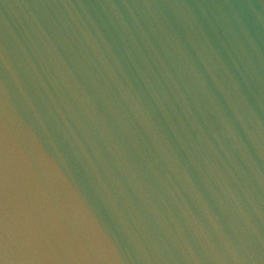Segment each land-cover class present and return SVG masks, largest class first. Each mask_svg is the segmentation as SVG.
<instances>
[{"label":"clouds","instance_id":"obj_1","mask_svg":"<svg viewBox=\"0 0 264 264\" xmlns=\"http://www.w3.org/2000/svg\"><path fill=\"white\" fill-rule=\"evenodd\" d=\"M0 264H264V0H0Z\"/></svg>","mask_w":264,"mask_h":264},{"label":"water","instance_id":"obj_2","mask_svg":"<svg viewBox=\"0 0 264 264\" xmlns=\"http://www.w3.org/2000/svg\"><path fill=\"white\" fill-rule=\"evenodd\" d=\"M6 2L11 3V4H15L18 2L31 3V2H34V0H6ZM210 2H224V0H210Z\"/></svg>","mask_w":264,"mask_h":264}]
</instances>
